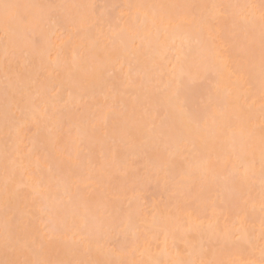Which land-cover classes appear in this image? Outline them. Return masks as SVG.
Here are the masks:
<instances>
[{"label":"snow or ice","instance_id":"obj_1","mask_svg":"<svg viewBox=\"0 0 264 264\" xmlns=\"http://www.w3.org/2000/svg\"><path fill=\"white\" fill-rule=\"evenodd\" d=\"M0 145V264H264V0H0Z\"/></svg>","mask_w":264,"mask_h":264},{"label":"bare ground","instance_id":"obj_2","mask_svg":"<svg viewBox=\"0 0 264 264\" xmlns=\"http://www.w3.org/2000/svg\"><path fill=\"white\" fill-rule=\"evenodd\" d=\"M62 1H64V0H59V2H62ZM90 1V0H89ZM88 0L86 1V2H88V3H92L91 1L89 2ZM95 1V0H94ZM98 1H101V0H96L95 2H94V4H96ZM102 1H104V0H102ZM259 0H250V2H258ZM65 2V1H64ZM67 2V1H66ZM69 2V1H68ZM79 2H81V0H78V2L76 1V0H74V3H79ZM84 2V1H83ZM106 2H108V4H110V0L109 1H107V0H105V3ZM114 2V1H113ZM120 2H122L120 5H125V4H129V3H147V2H159V0H117V1H115V3L116 4H119ZM194 2H212V0H194ZM234 2H236V0H234ZM239 2H243V0H239ZM114 22V21H113ZM115 23V22H114ZM56 44L58 45V46H61L60 45V42L59 41H56ZM63 48H64V50H63V52L61 53V55H60V62L62 63L63 62V59L65 58V57H68V58H70L71 57V55H72V47H71V45H69V47H67V45H63L62 46ZM53 59H56V53L55 52H53V57H52ZM38 60H37V64L39 63L38 61H39V58H37ZM45 63H47V59H45ZM45 76H47V73H45L44 74ZM53 82H55V73H53ZM65 97H67V94L65 93ZM0 148H2V145H0ZM99 149V148H98ZM97 149V151L99 152V150ZM99 154V153H98ZM154 184V183H153ZM152 184V185H153ZM0 185H2V172H0ZM157 185V184H156ZM158 186V185H157ZM156 186V187H157ZM159 187V186H158ZM154 187H152V189H153ZM159 189V188H158ZM161 189L163 190V188L161 187ZM160 189V190H161ZM157 190V189H156ZM155 192H157V191H155ZM161 193V192H160ZM159 193V194H160ZM162 194H164V193H162ZM35 195H37V193H34L30 188H24V189H22V191H21V197H20V201H21V204H23L24 202H26V201H31L32 200V198H33V196H35ZM47 195L49 196V202L51 203V205H55V206H60V199L62 198V199H64V200H67V199H65V198H67V197H65V196H63V192H62V190L61 191H57V189L54 187L50 192H48L47 193ZM164 196V195H163ZM161 197H162V195H161ZM165 198H166V196H165ZM158 202H160V201H158ZM151 205V204H150ZM143 206V205H142ZM53 207V206H52ZM144 208H145V206H143ZM142 207V208H143ZM53 208H56V207H53ZM147 210H148V212H150L149 211V209H146L145 210V212H147ZM65 211L66 212H68L69 210L68 209H65ZM143 211H144V209H143ZM211 213H210V209H209V215H210ZM129 240H130V238H129ZM131 241V240H130ZM130 243V242H129ZM131 246V245H130ZM160 248H163V235H161V237H160ZM154 251H159V249H154ZM137 259H140V257L139 256H137L136 257ZM148 257L147 256H145L144 257V259H147ZM161 260H166V259H170V255H168V254H161L160 255V257H159Z\"/></svg>","mask_w":264,"mask_h":264},{"label":"rangeland","instance_id":"obj_3","mask_svg":"<svg viewBox=\"0 0 264 264\" xmlns=\"http://www.w3.org/2000/svg\"><path fill=\"white\" fill-rule=\"evenodd\" d=\"M65 2L67 1H69L68 3H74V0H64ZM64 1H62V2H64ZM77 2H78V0H76ZM86 2L87 0H81V2ZM89 1V0H88ZM91 1V0H90ZM89 1V2H90ZM96 1V0H95ZM94 0H92L91 2L92 3H94L95 2ZM107 1H109V0H107ZM114 1V2H113ZM115 1H117V0H110V4H116L115 3ZM120 1V0H119ZM123 1V0H122ZM255 1V0H254ZM39 2H45V0H39ZM259 2V1H258ZM257 2V3H258ZM122 2H120L119 4H121ZM96 4H99V5H103V4H108V2H106L105 3V0L104 1H98ZM115 22V21H114ZM67 47H69V45H67ZM38 60V59H37ZM39 62V61H38ZM39 64V63H38ZM99 150V149H98ZM99 152L97 151V155H99L98 154ZM157 185L154 183L153 185L151 184L150 186H147L146 187V191H145V198H146V200H147V204L146 205H143V206H145V208L143 207L142 208V210L144 209V212H145V210L146 209H149V211H151V209H152V206H153V203H159L158 201H161V195L163 196V195H165V194H162L163 193V190L161 189V186H157ZM152 187H154L153 189H152ZM159 188V189H158ZM157 189V190H156ZM161 189V190H160ZM155 191H157V192H155ZM161 192V193H160ZM160 193V194H159ZM65 199H67V198H65ZM151 204V205H150ZM53 207H57V206H55V205H52ZM147 212H148V210H147ZM130 240H131V238H130ZM129 240V246L131 245V241Z\"/></svg>","mask_w":264,"mask_h":264}]
</instances>
